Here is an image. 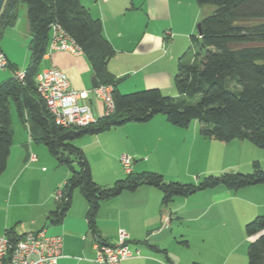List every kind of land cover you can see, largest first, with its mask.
Returning a JSON list of instances; mask_svg holds the SVG:
<instances>
[{"label": "crops", "instance_id": "obj_1", "mask_svg": "<svg viewBox=\"0 0 264 264\" xmlns=\"http://www.w3.org/2000/svg\"><path fill=\"white\" fill-rule=\"evenodd\" d=\"M80 3L100 20L105 37L115 49L107 67L120 79L116 86L120 93L158 88L162 93L174 95L177 64L182 56L187 57L188 40L177 44L173 38L169 40L166 32L181 17L184 5H192L191 0H80ZM123 5L128 20L118 18ZM25 34L30 41L28 24ZM0 51L12 67L16 66L12 53L1 47ZM52 66L66 73L72 88L93 87L94 74L84 53L47 51L38 73ZM87 102L95 117H101L102 101L89 98ZM35 137V129L28 136L13 132L12 145L17 143V149L11 146L6 168L0 175L3 209L0 234L7 229L17 235L44 230L62 239L58 264H90L95 257L94 238L88 229V206L81 193L74 190L60 223L51 224L47 220L56 206L54 194L67 180L70 170L59 164ZM234 141L222 145L220 141L202 137L197 121L178 127L159 113L146 122H126L84 135L75 145L83 150L93 179L108 186L127 174L120 167L123 155L131 159V171H154L163 177L179 173L196 162H210L220 171L228 169L231 163L226 159L231 150L240 152L254 146L246 140H236L237 145H230ZM103 156L113 160V167L97 164ZM260 215L264 216V185L235 191L218 185L203 192L174 196L167 205H162L161 191L142 184L101 202L96 226L98 237L110 244L116 243L119 229L128 234V247L135 254L124 264H247L249 238L244 225Z\"/></svg>", "mask_w": 264, "mask_h": 264}, {"label": "trees", "instance_id": "obj_2", "mask_svg": "<svg viewBox=\"0 0 264 264\" xmlns=\"http://www.w3.org/2000/svg\"><path fill=\"white\" fill-rule=\"evenodd\" d=\"M19 1L26 6L30 59L22 80L14 77L16 68L8 63L12 76L0 83V175L12 146L10 102H13L20 118L25 112L36 128L35 140L70 170L58 190L60 196L54 210L47 215L51 224L62 221L75 189L87 202L88 229L94 239H100L96 215L101 202L142 184L161 191L162 205H167L174 196H187L218 185L234 191L264 185V170L257 161L253 162L250 173L210 174L198 183L167 182L159 172L130 170L111 185H100L93 179L83 150L71 142L126 122H146L161 113L178 127L197 121L204 138L220 142L246 140L264 149V0H196L199 5L213 6V11L198 22L201 35L191 36V55H184L178 61L175 96L164 95L158 88L125 94L117 90L120 79L107 67L115 49L105 37L100 20L80 0H5L0 12V38L3 30L14 24ZM53 23L61 25L82 48L97 83L113 86L114 111L89 126L56 125L38 94L36 76L48 50ZM244 232L249 238L247 264H264V216L248 221ZM5 233L11 238L19 236L11 229Z\"/></svg>", "mask_w": 264, "mask_h": 264}, {"label": "built area", "instance_id": "obj_3", "mask_svg": "<svg viewBox=\"0 0 264 264\" xmlns=\"http://www.w3.org/2000/svg\"><path fill=\"white\" fill-rule=\"evenodd\" d=\"M48 52L68 51L74 55L83 53L82 48L58 24L50 25ZM8 66L5 55L0 51V67ZM14 77L22 80L23 71L14 72ZM36 87L40 98L44 101L48 112L56 125L64 128H82L98 121L92 113L87 100L93 98L102 101L104 105L101 117L114 111L111 84H98L90 89L76 90L71 87L69 79L61 69L50 67L36 76ZM30 160H35L32 154ZM123 168L131 170V159L121 156ZM60 193L56 191L55 199ZM117 241L114 244L95 238L93 248L95 257L90 264H124L133 253L127 244L128 234L119 229ZM62 239L58 235H49L44 230L29 231L16 238L9 237L5 232L0 236V264H58L61 256Z\"/></svg>", "mask_w": 264, "mask_h": 264}, {"label": "rangeland", "instance_id": "obj_4", "mask_svg": "<svg viewBox=\"0 0 264 264\" xmlns=\"http://www.w3.org/2000/svg\"><path fill=\"white\" fill-rule=\"evenodd\" d=\"M191 3L192 5H190L189 7H188V3L184 5L183 13L181 17L176 22H174L173 28L166 32L169 40H172L173 38L177 42V44H180L188 40V48L185 49L187 52L186 53L187 56H190L192 52V49L190 48L192 42L191 36L198 35L197 32L198 22L204 15L210 14L213 11V6L211 5H199L196 2V0H191ZM124 8H126L124 7V5L121 6L118 17L119 20H124L125 18H126L125 20L129 19L127 14H125L124 12ZM127 8L130 9V6L128 5ZM15 10H16L15 22L12 26H8L3 30V33L0 38V47L3 48V50L7 51L8 53L13 54L14 56L13 58H15L16 60V61L12 60L16 64V66L13 65V67H16L14 72L16 71L21 72L27 67L30 59V52L29 50H27L29 41L28 39H26V37L28 38V36L25 34L27 29L26 6L23 2L19 1L16 4ZM41 66H44L43 62L41 63ZM10 75H12V69L9 66L5 67L4 69L0 67V83L3 80L7 79ZM175 90H174V95L168 94L166 92H164L163 94L169 96H175L177 95V91ZM10 120H11L12 131L15 132L16 135H20V133H24L28 136V132L29 131L32 132L34 129L25 112L23 113L22 118H20L17 108L13 102H10ZM79 139L80 138L72 140L71 141L72 144L78 142ZM222 143H223L222 145H225V143L227 142H222ZM237 143L238 142L235 140L233 144L230 145L234 146L237 145ZM40 144L45 149H47L46 146H44L42 143ZM249 145H253V144L251 143ZM12 146L17 149L16 147L17 143L14 142ZM252 147H253L252 149L251 148L240 149V152L239 151L237 152L236 149L231 150V153H229L226 159L231 163V167L228 169L220 171L217 169L218 166L213 165L210 162L209 163L206 162L203 164L202 163L198 164L196 162V165H190L189 167L187 166L182 171H179V173L170 175V177L164 176V179L167 182L198 183L200 182V180H202L204 176L210 174L217 175L223 172H234V173L238 172V173L247 174L252 172L253 170L252 165L254 161H257L261 169L264 170V149L258 148L256 146H252ZM97 164H99V166L106 165L108 167H113L114 165L113 160L108 156H103L101 159L97 161ZM75 167L77 168V166ZM120 167L124 171L122 165H120ZM65 169L69 170L67 166H65ZM96 182L98 183V181ZM204 190L205 189L197 191L196 193L203 192ZM76 191L79 192L78 189H76ZM0 192H1V187H0ZM2 215H3V209L0 206V221L2 219ZM1 235L2 234H0V236ZM245 239L248 240L246 236Z\"/></svg>", "mask_w": 264, "mask_h": 264}, {"label": "water", "instance_id": "obj_5", "mask_svg": "<svg viewBox=\"0 0 264 264\" xmlns=\"http://www.w3.org/2000/svg\"><path fill=\"white\" fill-rule=\"evenodd\" d=\"M4 2H5V0H0V12H1V9H2V7L4 5ZM197 32H198V35L200 36L201 35V31H200V26L198 24H197ZM97 85H98V83H97V81L94 78V80L92 81V86L95 87Z\"/></svg>", "mask_w": 264, "mask_h": 264}]
</instances>
